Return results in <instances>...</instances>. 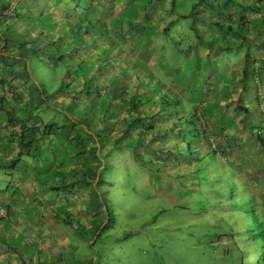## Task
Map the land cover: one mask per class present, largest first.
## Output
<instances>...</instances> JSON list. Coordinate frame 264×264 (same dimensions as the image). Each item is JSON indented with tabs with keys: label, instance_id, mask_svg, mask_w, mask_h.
I'll return each mask as SVG.
<instances>
[{
	"label": "crops",
	"instance_id": "0c3cea01",
	"mask_svg": "<svg viewBox=\"0 0 264 264\" xmlns=\"http://www.w3.org/2000/svg\"><path fill=\"white\" fill-rule=\"evenodd\" d=\"M198 1V13L207 14V20L179 13L177 0H84V9L89 19L103 24L105 41L125 47L128 58L142 63L185 111L201 110L206 135L215 143L209 152L228 171L245 176L246 191L256 207L264 208V0ZM11 3L0 10V18L16 14L21 22L14 20L13 26L28 33L30 24H22L36 1ZM82 3L40 0L36 5L46 17L50 10L62 14L71 5L79 10ZM200 21L212 25L208 28L218 34L216 45ZM8 29L9 23L0 22V83H5L0 84V204L9 212L0 221V264H30L24 258L30 254L40 264H85V257L79 261L73 254L83 242L74 235L80 224L96 219L90 192L95 185L90 187L87 177L97 166L87 154L94 142L87 132L79 141L60 139L57 127L67 122L66 116L62 112L63 122H55L45 112L50 103L38 101L41 117L38 111L27 118L32 94L43 87L32 61L20 58ZM187 32L192 35L185 36ZM27 36L30 45L33 38ZM228 42L232 47L227 48ZM74 46L71 55L80 56Z\"/></svg>",
	"mask_w": 264,
	"mask_h": 264
},
{
	"label": "rangeland",
	"instance_id": "374dc122",
	"mask_svg": "<svg viewBox=\"0 0 264 264\" xmlns=\"http://www.w3.org/2000/svg\"><path fill=\"white\" fill-rule=\"evenodd\" d=\"M30 1L36 3L30 9L29 20L23 11L27 21L22 24H30L28 33L21 34L13 26L16 14L13 17L2 15L0 22L9 23L8 35L18 38L17 45L20 42L18 34L22 35L21 39L25 36V40L31 34L33 40L30 45L24 44L20 51L23 50L32 57L33 73L42 85L45 96L50 98L52 108L48 107L45 112H51L49 116L58 124L60 120L63 122L64 113L71 118H68V122L74 123L79 133L82 132L81 136L85 134L83 125L95 123L96 130L92 128L89 132L91 136L94 138L100 127V130H106L103 132L106 136L104 140L112 142L110 147L105 145L98 152L96 169L99 177L94 190H90L94 197L91 210L98 214L95 223L84 226L80 224L82 229L76 231L74 238L78 242L81 237L83 242H79V249L77 245L74 248V256H80L79 261L85 257V264H264V260H261L264 247V208L256 207L252 194L250 193V197L246 191L249 186L245 176L239 172L234 173L231 168L228 171L220 158L209 152L204 140L195 139L192 135L186 137L185 144L177 143L178 148L172 138L160 136L154 152L147 148V151L140 149V152L138 149L137 153L131 144L119 149L113 148L116 136L111 131V126L118 128L122 120L119 110L114 109L115 103L108 109L105 106L109 97L107 95L100 99H85L79 88L86 81L92 82L91 79L80 76L76 83L78 86L73 83L68 87L67 83H70L71 78L64 72L62 63H58L59 67H52L59 58V45L65 44L66 50L63 53L67 52L71 56V43H89L90 45L81 44L80 49L76 47L74 53L85 50L95 55L97 49L92 45L98 42L101 44L105 37H95L102 33L99 29L92 31V21L89 32L95 33V40L79 36L77 43L69 41L70 29H80V35H83L85 26L88 25L86 21L83 22L84 26L80 22L88 19L87 12H84V0L79 10L72 8L70 4V7L67 6L70 10L66 11L65 7L66 13H54L49 9L50 13L47 12L46 17L45 12L42 13L43 7L36 5L40 0H27V3ZM51 2L54 5L58 0ZM5 4H12L11 0H0V10L7 8ZM178 4L181 14H199L198 0H177ZM57 6L62 8L61 4ZM199 15L206 20L209 17L207 14ZM172 17L179 20L176 14ZM200 22L203 24L202 31H207L208 41L216 45L218 34L208 28L212 25ZM38 26L40 27L37 28ZM65 33L66 36H63ZM188 33L185 36L192 35ZM80 38L83 41L78 40ZM189 39L183 38L184 41ZM229 47L232 46L228 42L227 48ZM35 51L41 57L54 60V63L48 66L41 64L33 56ZM80 55L82 58L87 57L83 53ZM104 55L109 54L101 53L96 57L102 59ZM95 78L99 77L96 75ZM122 80L125 82V79ZM60 87L62 92L58 93ZM83 89V93L87 94L98 90V87L94 82L91 88ZM28 108L27 118L31 115L34 117L38 111V118L41 117L43 106L33 107L32 110L31 106ZM97 137L102 140L103 134L98 133ZM59 138L62 139V135ZM133 138L132 144L137 143L135 140H138V136ZM160 138L164 141H160ZM95 145L99 149L97 142ZM87 154L89 160H92L93 154ZM93 172L89 171L88 179ZM99 178L101 182L97 185ZM24 258L30 264H40L32 254Z\"/></svg>",
	"mask_w": 264,
	"mask_h": 264
},
{
	"label": "trees",
	"instance_id": "16d2710c",
	"mask_svg": "<svg viewBox=\"0 0 264 264\" xmlns=\"http://www.w3.org/2000/svg\"><path fill=\"white\" fill-rule=\"evenodd\" d=\"M68 10L70 9L67 8L66 11ZM85 21L88 24L87 26H85V33L83 35H80V29L74 30V28H72L69 32L71 36V39L69 41H75L77 43L76 40L79 36L81 38L85 36V38L88 40H95L93 37L95 33L91 34L89 32L91 30L90 26L93 25L92 21L94 22L92 31L99 29L102 33V35H95L96 38L97 36L106 37L108 35L103 29V24L100 23L99 20L89 19L88 17V19L80 21L82 26H84L83 22ZM67 25L69 27V24ZM102 30H104V33L102 32ZM66 33L63 36H66ZM18 35L20 42L18 43L19 46L17 49L20 51L23 45L26 44V42H24V35V39H21V34ZM81 38L78 40L83 41ZM12 40L14 43L18 42V38L16 37H13ZM98 43H96V45H92L94 49H97V53L95 55L90 51V54L85 50L78 51L79 54L83 53L87 56L84 58H82L81 55L78 57L74 55L70 56L69 53L67 54V52L63 53L64 50H66L65 44L63 46L59 45V58L58 60H55V63L57 64L55 66L52 65V67H59L58 63H62L64 72H66L69 78H71L70 83H67V85H69L68 87H71L73 83L76 86V83L80 80V76L82 78L86 77L88 79H91L92 81H86V84L83 86L84 88H91L95 82V86L98 87V90H95L94 92H88L87 94H85L83 93L85 89H83V87L79 88L81 92L80 94L84 95L85 99H100L103 96L107 95L109 97H107L108 100L107 103H105V106H108L109 109L111 108V106H113V103H115L116 107L114 109L119 110L118 114L122 116V120H120L118 128L111 126V131H113L116 136L113 148L119 149L123 145L131 144L135 147L136 151L138 149L139 152L140 149L147 151V148H149L148 151L151 150L154 152L157 148V142L160 136L169 137V139L172 138V142H174L176 147L178 148L177 143H180L181 145L185 144L186 137H188V135L194 136L195 139L204 140L206 145H208L209 151L212 150V147H215V143L213 141L210 142L206 135V129L203 123L204 119L202 117L200 109L189 112L185 111L181 107L178 97L173 93L167 91L159 80L152 78L150 72L143 66L142 63H140L139 61L136 62L134 60H130V58H128V50H126L125 47L121 45H113L111 41L107 42L105 40L101 44L99 43V45H97ZM78 44L79 46H77ZM81 44L90 45L89 43L86 44L79 42L76 45L74 43H71V46L75 45L74 47L80 49ZM101 53H108L109 55H104L102 59L100 57H96ZM19 55L20 58L25 59L26 62L32 61V57H30L23 50L22 52L20 51ZM39 55L40 53L38 51H35L33 56H35V58H37V60L41 62V64L45 63L48 66L49 64L54 63V60L46 59ZM90 72H93V74H91ZM96 75L99 77L98 79L95 78ZM122 79H125V82H123ZM0 84L3 87L5 86L4 82ZM60 91L62 92V87H60L57 92L59 93ZM11 92L12 91L10 89V94L16 95L17 100L19 98L18 95ZM32 96V107H35V104L38 101H43L44 103H49L50 101V98H47V96L44 95L43 91L40 88L38 92L33 93ZM13 118V114L9 113V119L12 120ZM66 118L67 122L61 127H57V131H59L60 135H62L65 141L68 139L71 142L81 140L85 134L81 136L82 132L79 133V131L75 128V124L68 122V118L70 117L66 116ZM94 124L95 123H93V125H83V131L87 133L91 132L92 128L95 129ZM100 129L101 128L99 127V132H96L97 134H103V142L102 140H100V137H97V134L96 136H94V138H91V140L94 142V147L89 151L91 154H93L91 158L92 161H97L99 150L104 149L105 145L106 147H110V144L112 143L106 142L104 140V138L106 137L104 134L106 130ZM111 131H109L110 134ZM71 134L72 136L70 137ZM136 135L138 136V140H135L137 141V143L132 144L131 139H134L133 137H136ZM95 141L100 145L99 149L95 145ZM160 141H164V139ZM100 166L101 165L99 163L98 168H100ZM92 171H94L93 175L88 182L90 187L92 184H95L96 180L99 177L96 167ZM100 182L101 179L99 183H97V185L100 184ZM93 204L94 201L92 205ZM97 214L98 213L95 214V218H97ZM78 229L81 230L82 228L79 226ZM261 260H264V247L262 248Z\"/></svg>",
	"mask_w": 264,
	"mask_h": 264
},
{
	"label": "built area",
	"instance_id": "2783aa9c",
	"mask_svg": "<svg viewBox=\"0 0 264 264\" xmlns=\"http://www.w3.org/2000/svg\"><path fill=\"white\" fill-rule=\"evenodd\" d=\"M13 9V7H11ZM8 209L0 204V221L8 217Z\"/></svg>",
	"mask_w": 264,
	"mask_h": 264
}]
</instances>
